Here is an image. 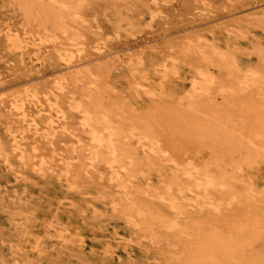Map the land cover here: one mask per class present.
<instances>
[{"label":"bare ground","instance_id":"1","mask_svg":"<svg viewBox=\"0 0 264 264\" xmlns=\"http://www.w3.org/2000/svg\"><path fill=\"white\" fill-rule=\"evenodd\" d=\"M85 2L13 0L21 21L2 30L21 74L37 72L0 89V264H264V10L223 23L254 27L257 49L212 43L220 20L264 0H190L194 32L167 41L186 29L145 35L163 0L142 2V17L126 2L111 12L124 47L99 29L95 57L86 43L58 45L56 54L36 51L29 66L34 36L70 38ZM180 42L199 63L185 80L171 84L178 72L166 58L151 74L156 85L138 74L150 53L172 54ZM126 61L119 92L110 79ZM139 213L154 222L140 227Z\"/></svg>","mask_w":264,"mask_h":264},{"label":"rangeland","instance_id":"2","mask_svg":"<svg viewBox=\"0 0 264 264\" xmlns=\"http://www.w3.org/2000/svg\"><path fill=\"white\" fill-rule=\"evenodd\" d=\"M13 0H0V79L1 81V88L5 89L7 86L9 87V84L11 82H16L18 79H24L28 77L29 75H35L36 72L31 73H24L21 74V72H24L23 70H19V66H23L20 61V56L18 55V51L11 50L7 45L6 38L4 36V33L2 30L4 28H7L9 26L18 25L21 21V16L17 9L12 6ZM126 2H133L132 7L137 14V16H144L145 10L142 6V2H146V0H87L85 2L83 8L81 11V16L83 17V22L80 24H75V27L73 28L72 36L68 39H56L50 42H47L46 39H38L37 35L34 36V44L33 46L26 49V63L31 65L30 62V56H33L36 51L39 53H42L43 51H47V54H56L57 50L60 48V46L67 47L69 44L73 43H81L87 45V52L86 57L87 58H93L95 57V50L93 48L94 41L96 40L97 33L99 34V29L102 31L103 39L110 41L112 43L113 48L117 47H124L125 42L118 43L114 39V33H115V24L112 20V11L115 9L116 6L120 5L122 7L126 6ZM192 8L190 0H163L161 2V12L159 14V18L154 23V28L152 30H149L145 32V35L148 32H151L154 35H158V37H162L161 35H171L172 33H175L178 30L186 29L185 32H183L180 35L176 36H169L165 38L164 40H171V39H180L183 36L188 35L189 33H193L194 30H190L189 28L192 27L193 24L197 21L199 16H194L193 12L190 11ZM264 10V8H259L256 10L248 11L242 14L238 15H232L230 17H226L225 19L220 20L219 25L217 29L213 33V45L217 48L221 47L224 51L228 50L229 47L238 46L236 45V42L234 39H238L241 41V43H245L247 46H250L253 49H257L258 45V34L256 32V29L254 27H247L246 25L239 26L236 28L225 29V26L223 23L229 22L231 20H234L236 18H245L246 16L261 12ZM225 15V14H222ZM197 23V22H196ZM124 38H128L129 40L133 39V37L129 36L127 32H123ZM144 33L138 34L137 37H143ZM178 39V40H179ZM130 47H133L134 44H132L130 41L127 42ZM182 42H180V45L178 44L176 51L174 53H170L165 48H160L157 50L158 54L150 53L146 59L145 65L139 67L140 71L138 74L140 76H146L148 77V83L150 85H156L157 79H155L151 74L158 73V70L160 69V62L161 58H166L168 61H173V73L178 72L181 74L180 76L177 74V76H172V83L171 84H179L184 79L183 74L190 70H196L199 63L192 57L185 53V50L181 47ZM60 45V46H58ZM32 53H28V52ZM127 52V51H126ZM125 54V55H124ZM125 59L127 58V53L122 54ZM250 62V61H249ZM251 63V62H250ZM57 59L52 60L49 62V68L47 70L51 71V73H54V67L58 66ZM99 62L95 61L92 66L98 65ZM129 62L126 61V63L123 65V69H118L115 72L112 73L113 77H117L116 81H113L110 79V83L115 85L117 89L119 88V92H126L127 87V78L125 75V72H128L126 69L128 67ZM101 65V64H100ZM240 67L238 69L239 72L245 74L246 68L248 67L249 63L243 62L239 64ZM103 66V65H101ZM68 73L67 71H64L61 73V75H65ZM59 74H52L51 77L44 76L40 77L38 80L34 81L35 83H41L47 82L51 80L53 77L57 76ZM262 86L264 87V79L262 81ZM24 84H20V86H23ZM110 86V85H109ZM112 87V86H111ZM21 87H16L14 89H20ZM5 92L9 93L10 91H2L1 94H5ZM118 92V91H117ZM169 92V89H167V86L162 88L160 95L166 96ZM152 96V94H150ZM159 98V97H158ZM153 100L152 97H143L141 100H139L137 103L142 105L145 109V106L147 103H151ZM108 133V132H107ZM222 189V187H220ZM86 190L90 191V188L86 187ZM206 186L202 187L200 190L206 191ZM210 191H212V187L209 188ZM216 189H219L217 186ZM223 192V191H222ZM189 211H194V207L191 206L188 208ZM145 211H143L144 215ZM142 213L138 214L139 221L136 224H140V227L146 228L154 222V219L151 221H147L144 219V217L141 216ZM143 218V220H142ZM158 231L161 232V234L167 233V227L162 225L159 226ZM50 248V247H46ZM57 256H64L65 250H58L55 253ZM81 258H75L73 261L74 264H81ZM82 264H85V262H82Z\"/></svg>","mask_w":264,"mask_h":264}]
</instances>
